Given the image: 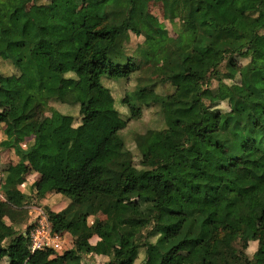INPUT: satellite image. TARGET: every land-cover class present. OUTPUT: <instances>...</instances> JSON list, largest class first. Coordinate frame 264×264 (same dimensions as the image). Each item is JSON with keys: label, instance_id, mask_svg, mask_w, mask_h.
I'll return each mask as SVG.
<instances>
[{"label": "trees", "instance_id": "obj_1", "mask_svg": "<svg viewBox=\"0 0 264 264\" xmlns=\"http://www.w3.org/2000/svg\"><path fill=\"white\" fill-rule=\"evenodd\" d=\"M27 1L0 0V149L18 157L0 176V264H82L85 255L148 264L150 250L157 264H176L181 252L186 264H264V0H176L167 19L185 25L165 40L152 30L146 0H32L44 23ZM84 5L91 10L78 16ZM130 32L144 37L132 55ZM157 54L172 91L150 82L125 93L124 118L102 78H129L140 68L133 56ZM56 100L77 106L78 122L61 113L50 131L33 130L41 102ZM153 105L164 125L136 135L134 163L121 131ZM30 156L39 177L26 194ZM49 192L68 201L43 208L72 247L31 252L25 206ZM99 215L105 224L90 241L85 225ZM250 241L258 244L251 258Z\"/></svg>", "mask_w": 264, "mask_h": 264}, {"label": "rangeland", "instance_id": "obj_2", "mask_svg": "<svg viewBox=\"0 0 264 264\" xmlns=\"http://www.w3.org/2000/svg\"><path fill=\"white\" fill-rule=\"evenodd\" d=\"M147 6H148V16L149 21L152 24V30L153 32L163 40L173 37L176 33L182 29V27L185 25V20H175L170 21L167 19V17L172 12V9L174 8L176 4V0H146ZM40 2V1H39ZM27 10L32 15L33 19H35L39 23H44L46 20V15L42 13L39 9H37L36 3L32 0L27 1ZM91 10L90 5H84L80 6L78 9V16H82L87 11ZM144 37L143 36H137L134 33L130 32V39L129 42L126 44V51L129 55H132L135 52L136 47L138 46H144ZM133 60L135 63L139 65V70L132 75L129 76V78H122V79H107L105 77L102 78V82L104 85L110 88L111 93L113 97L115 98V104L121 111V116L124 118L127 117V110L126 108L121 105V97L124 96L125 93H130L133 91L136 87L142 86L143 84H149L150 82H154L156 84L155 90L159 93H170L173 89V87L165 81L167 77H170L171 74L164 70L162 68V56L160 54H157L153 59L146 62L139 56H133ZM244 59L238 58V63H243ZM221 73L225 74L226 69L224 67V63L219 68ZM175 83H179L183 80L182 76H175L172 78ZM227 81V80H226ZM213 85H216V82H213ZM220 90L222 94L227 95L228 89L227 87L222 83L220 84ZM67 88H63L61 91V96H64L67 92ZM61 113H70L74 116V123H77L79 120L78 115V108L77 106H72L66 103H63L62 101H50V102H41L39 107L37 108L36 112L30 117L29 122L33 130H39L41 132H48L52 129L54 125H56L60 120V114ZM163 118L161 116V111L157 106H143L142 114L139 119H132L127 122L126 127L121 131V136L124 139V142L126 144V147L130 150L132 160L134 163H138L139 161V152L135 144V137L138 134H143L149 129H160L163 127ZM30 144V142L28 143ZM27 144V145H28ZM27 161V167L29 170H36L37 172V163L33 156L29 157ZM17 155L15 153H12L8 150L0 149V176L2 174V169L6 167L9 163H17ZM34 173L31 174V177L26 180L23 188L26 192H31V186L29 182L32 181ZM106 180L110 185H114L118 178V173L111 169L106 173ZM1 193V192H0ZM66 203L68 201L63 197L59 195H52L49 197V203L46 205L53 211H59L63 209L66 206ZM34 205L32 204H26L25 210V219L26 225H28L31 221V219L34 216V212L31 211L30 206ZM30 211V212H29ZM102 222L105 224L104 217L102 215L96 216V217H89L88 221L85 225L84 229V236H89L90 241H93L98 235V231H96V223ZM212 222L219 226L221 225V222L219 220L213 219ZM25 225V226H26ZM255 222L251 221V227L255 228ZM24 225H22L21 229L25 228ZM147 230L144 229L142 231V239L141 242L145 240V234ZM152 242L155 241V237L149 238ZM68 241H70L68 239ZM65 243L66 249H69L72 247V242ZM258 248V244L256 242L250 241L248 243V247L246 249V253L251 258L254 251ZM142 254L144 252V249L142 250ZM150 255V263L148 264H157L159 259V253L155 250L149 251ZM143 256V255H142ZM190 258V255L186 252H181L178 255V260L176 264H186ZM82 264H106L107 260H103L102 257H91L88 255H85V257L81 260ZM140 264V263H139Z\"/></svg>", "mask_w": 264, "mask_h": 264}, {"label": "built area", "instance_id": "obj_3", "mask_svg": "<svg viewBox=\"0 0 264 264\" xmlns=\"http://www.w3.org/2000/svg\"><path fill=\"white\" fill-rule=\"evenodd\" d=\"M0 198L3 199L2 193ZM34 216L30 223L32 225L29 231V247L30 251L51 248L54 253H61L66 250L65 243L70 240L68 235L60 234L52 230V225L47 218L43 206H37L31 209ZM71 243L72 241H68Z\"/></svg>", "mask_w": 264, "mask_h": 264}, {"label": "crops", "instance_id": "obj_4", "mask_svg": "<svg viewBox=\"0 0 264 264\" xmlns=\"http://www.w3.org/2000/svg\"><path fill=\"white\" fill-rule=\"evenodd\" d=\"M2 128H3V125H0V140L3 138ZM17 158H18V157H17ZM17 162H18V159H17ZM13 164H16V163H13ZM36 168H37V167H36ZM32 173H34V175H33V179H32V181L29 182L30 186L32 185L33 181L36 180V179L39 177L38 168H37V172H36V170L33 169V170H32ZM32 173H31V174H32ZM31 174L27 175L25 179L28 180V179L31 177ZM25 182H26V181L24 180V182L21 183V187H22L23 191H24L26 194H31V192H32V188H31V192H26V191L24 190L23 186H24ZM54 194H55V195H58L57 193H54V192H49V193H47L43 199H41V200H40L39 202H37L36 204L30 206V208L33 209V208L35 207V205H37V206H43V207L46 206V205L49 203V197L52 196V195H54ZM66 204H67V203H66ZM29 212H30V211H29ZM26 219H27V218H26ZM4 221H5L6 223H8V220H7V219H4ZM94 256H96V255H93V257H94ZM96 257H100V256H96Z\"/></svg>", "mask_w": 264, "mask_h": 264}]
</instances>
